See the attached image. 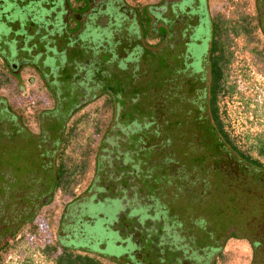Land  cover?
<instances>
[{
	"label": "rangeland",
	"instance_id": "obj_1",
	"mask_svg": "<svg viewBox=\"0 0 264 264\" xmlns=\"http://www.w3.org/2000/svg\"><path fill=\"white\" fill-rule=\"evenodd\" d=\"M209 9L226 30L222 37L227 56L222 62L217 60L216 67L219 88H223L218 113L237 146L264 164V0H210ZM168 37L167 27L148 23L139 42L134 43L133 52L143 57L135 59L131 75L105 73L103 67H95L99 93L111 103L100 98L81 111L84 118L71 121L70 127L77 125V135L69 140L65 157L68 167L84 162L87 169L76 174L69 191L53 190L34 221L24 224L11 240L0 264H58L63 247L58 233L64 216L94 184L99 197L110 186L108 193L121 200L111 207L113 220L108 225L112 229L101 226L93 230L113 240L106 248L113 256H121L124 250L123 245H117L121 239L115 231L122 234L130 229L136 234L132 240L147 237V242L156 243V253L153 257L144 255V264H157L156 257L165 264H264V171L245 164L218 135L209 138L208 120L203 119L209 115L206 96L201 101L200 126L193 124L194 111L187 114L183 93L176 87L180 78L178 45ZM154 49L157 53L150 52ZM105 58L103 55L100 60ZM2 73L8 81L0 86V99L26 130L38 133L39 115L47 110L56 112L54 94L37 72L24 69L21 74L12 70ZM62 95L65 92L59 98L67 102ZM113 103L118 106V120L136 118L132 126L121 125L122 134L115 137L118 129ZM14 124L12 117L5 118L0 128L10 129ZM57 125L54 121L55 129ZM105 138L107 147L102 150L105 157L101 161L106 175L97 181ZM17 143L9 139L8 149L0 151V159L3 155L5 160L0 161V189L4 188L0 217L7 220L27 209L25 204L17 205L21 196L29 193L35 199L39 194L35 181L34 187L26 189L24 169L19 177L5 164L11 153L19 152L13 150ZM32 176L43 179L38 169ZM17 180L24 183L17 184ZM14 189L16 195L12 196ZM91 211L102 213L106 208L93 201ZM76 219L77 212L67 222ZM100 222L106 224V220ZM75 252L85 254L79 248ZM98 258L104 264H123L111 256Z\"/></svg>",
	"mask_w": 264,
	"mask_h": 264
},
{
	"label": "flooded vegetation",
	"instance_id": "obj_2",
	"mask_svg": "<svg viewBox=\"0 0 264 264\" xmlns=\"http://www.w3.org/2000/svg\"><path fill=\"white\" fill-rule=\"evenodd\" d=\"M209 1L0 0V61L2 63L0 72L12 70L21 74L24 69L37 72L44 86L54 94L56 100L55 113H49L47 110L39 115V130L35 134L26 130L8 104L0 99V124L9 117L15 121L10 129L0 128V151L8 149L10 139V141H18L13 148L14 151L38 153L35 163L38 166L36 168L42 172L43 179H40V176H35V179L38 180L36 182L39 189L45 188L47 180L45 169L51 167L55 169L56 151L63 147L66 139L70 140L77 135L76 130L72 136L70 135L71 128L74 127V125L70 127L71 121L76 123L84 118L85 114L81 111L100 98H104L103 103L111 101L110 98L99 93L100 83L94 79L95 67H103L105 73L113 71L119 72V75H131V67L136 65L135 59L139 60L143 57L138 51L133 52L134 43L137 40L139 42L140 34L150 22L154 23V26L167 27L169 31L167 40L178 45L179 51L176 56L179 61V70H177L180 78L176 87L183 93L182 98H185L183 105L187 109V114L192 115L194 111L193 124L197 127L202 121L200 116L202 97L206 96L209 115L203 119L208 120V135L213 139L218 135L216 67L217 60L223 61L225 49L223 42L220 41L223 25L217 15L210 13ZM150 52L157 53V49ZM103 55L106 58L100 60ZM147 62L149 63L148 58ZM64 92L65 96H62L67 98V102L59 98ZM160 103L163 105L162 101ZM113 108L118 129L115 130L116 134H113V137L121 136L120 126L125 125L124 123L132 126L136 118L120 121L116 116L118 111L116 103H113ZM54 121L58 122L57 129L54 128ZM133 130L130 127L131 133L134 132ZM107 139H103L101 143L97 181L106 175L105 164L101 160L105 157L102 150L107 147ZM29 160L30 156L28 159L25 156L18 162L17 167L21 171L23 169L26 171L25 166L28 165ZM0 161H5L3 155ZM25 171L23 178L27 176ZM16 175L20 177V174ZM23 182L19 181L17 184ZM110 188L112 187L107 188L105 195L99 197L94 184L87 196L75 200L64 216L58 237L63 246L79 248L85 253L94 252L96 256H111L123 264H139L141 262L138 263V260L142 261L144 255L154 256L155 241L153 244L147 242L149 240L147 237L132 240L136 234L130 229L122 234L114 230L116 236L121 239L117 245H123L124 250L121 251V256H113L111 251L106 250L108 246H112L113 240L103 235H96L93 231L95 228L101 229V226L112 229L111 225H108L109 221L112 223L113 220L111 207L115 205L114 201L118 203L121 200L108 193L111 191ZM0 190H3L0 195H4V188L1 187ZM15 195L16 193L13 194ZM38 195L35 199L32 198V203L29 201L30 204L17 202L18 206L25 204L24 206L27 207L25 212L22 210V213L10 220L0 217V233L3 234L0 236V246L5 242V246L10 244L24 224L34 221L41 208L40 205L35 206ZM52 195L51 188L43 196L42 205L47 204ZM93 201L96 205L104 206L106 211L102 213L91 211ZM29 212L34 214L30 220L23 222L25 221L22 220L23 216ZM76 212L75 222H67ZM103 220H106L105 225L100 222ZM18 223L24 224L18 227ZM125 235L127 240L123 241ZM4 248L0 249V256ZM139 255L142 257L139 258ZM154 259L157 260V264H165L161 258Z\"/></svg>",
	"mask_w": 264,
	"mask_h": 264
},
{
	"label": "trees",
	"instance_id": "obj_3",
	"mask_svg": "<svg viewBox=\"0 0 264 264\" xmlns=\"http://www.w3.org/2000/svg\"><path fill=\"white\" fill-rule=\"evenodd\" d=\"M223 28H222V31H220V33L222 34L220 36V41L223 42L222 44H224V49H225L224 50V54H225V56H227V54H226L227 53L226 46H225V43H224V39L222 37L224 35V30H225ZM7 81H8V77H6L5 75H3L2 72H0V86L5 84ZM219 82L220 81L218 80L217 81L218 100H219V94L223 91L222 87H221V89L219 88V86H220ZM218 110H219V106H217V111ZM216 118H217V120H216V131H217L219 137L224 141L225 146H227L230 149L231 152L236 154V156L240 160H242L245 164L250 165V166H252L253 168H255L257 170L264 171V164L260 160H258L257 158H254L249 153L241 150L237 146V144L232 140L231 136L229 135V133L225 130V128L223 126V123H222V120L220 118L219 113H218ZM76 126L71 128V133H70L71 136L75 132ZM68 142H69V140L66 139L64 141L65 144L63 143V147L60 150L56 151V153H55V158H56V160H58V164L55 166V169L53 170L52 167H51V169L50 168L49 169L48 168L47 169L44 168L46 170V174H47L46 187L43 188V189L42 188L39 189L40 196L38 195L39 198L37 199V204L35 203V206H37V205L41 206L44 203L43 196L51 188L53 190L60 189V190H64L65 192L69 191L71 185L74 183V177L76 176V174L83 173L86 170V163H81V164H78V165H76L74 167H68L67 166V161H66L65 157H67L66 156V150H67ZM262 150H263V148H262ZM263 151H261L262 154L264 153ZM23 156L24 157L26 156V159H28L29 156H30V160L28 161V165H26V166L24 165L25 169H26L25 174H27V176H25L24 180L28 181L24 185H26L25 187L28 190L29 188L34 187L33 184H32L34 181L38 182V180H35V177L32 176L33 173L37 169L36 167H38V166H36V163H35L36 160L38 159L37 157L39 156L38 153H34V152H30V151H28L27 153H25L23 151H19L15 155L13 153H11L10 159H9V161H8V163L6 165H7V167L9 169H10V167L12 168L13 173L16 172V174H20L21 170L17 167V164H18V162L21 159L24 158ZM11 162H16V163L13 164ZM14 182H15V180H14ZM15 191H16V189H14L11 192L12 196H13L14 193H16ZM9 192H10V190H9ZM29 201L32 203V197H31V195L29 193H26V195L22 196V199L19 200L18 202H25L27 204H30ZM34 211H35V208H34ZM33 212L25 213V216H23V218H22V220H25L23 222H26V221L30 220L32 215L34 214ZM18 224H17L18 227H21L24 223L23 224L18 223ZM2 235L3 234L1 232L0 236H2ZM157 235H160V234L158 233ZM16 237L17 236H15V238ZM5 243L3 244L4 246L3 245L0 246V249L5 247L3 249V253L5 251H7L9 246H10V244L5 246L6 245ZM75 249L76 248H74V247L63 246L61 248V253L58 256V260H57L58 264H104V262H102L98 258V256L91 255V253H89V252H86L85 254L76 253ZM139 264H144V263L141 262Z\"/></svg>",
	"mask_w": 264,
	"mask_h": 264
},
{
	"label": "crops",
	"instance_id": "obj_4",
	"mask_svg": "<svg viewBox=\"0 0 264 264\" xmlns=\"http://www.w3.org/2000/svg\"><path fill=\"white\" fill-rule=\"evenodd\" d=\"M152 1H154V0H152ZM5 76L7 77V75H5ZM81 163H84V162H81ZM81 163H80V164H81ZM86 169H87V164H86Z\"/></svg>",
	"mask_w": 264,
	"mask_h": 264
}]
</instances>
